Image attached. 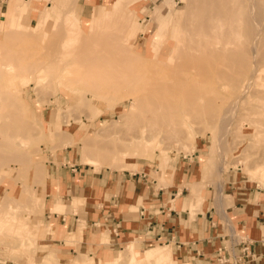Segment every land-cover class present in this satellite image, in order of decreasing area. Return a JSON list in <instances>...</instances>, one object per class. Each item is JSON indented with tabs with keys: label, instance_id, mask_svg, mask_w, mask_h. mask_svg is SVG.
I'll return each instance as SVG.
<instances>
[{
	"label": "rangeland",
	"instance_id": "1",
	"mask_svg": "<svg viewBox=\"0 0 264 264\" xmlns=\"http://www.w3.org/2000/svg\"><path fill=\"white\" fill-rule=\"evenodd\" d=\"M16 1L25 3L26 0ZM28 1L30 7L26 2L9 26L6 27L5 22L0 26V62L12 61L18 67L14 75L32 79L26 85L17 81L15 87L7 81L9 74L5 70L0 72V115L17 108L20 117L31 126V131L26 134L30 139L25 138L24 144L19 141L13 148L16 154L26 155L24 160H0V170L4 171L0 178L1 264H95L94 256L86 251L69 255V261L60 259L59 254L50 250L52 247L44 246L50 244L46 238L56 236L47 234L53 230L50 222L44 220L48 210L45 168L50 157L46 154L47 146L56 152L62 145L76 142L78 161L83 163L84 140L88 147L117 144L118 140L119 144H124L127 140L136 168L129 167L127 162L121 166L106 162L85 164L95 170L100 167L129 169L131 172L144 169L158 184L169 181L171 174L177 173V162L187 155L191 157V180L200 181L199 193L195 192L193 184L190 185L199 201L206 198L207 192L220 197L217 186L222 176L224 182L245 179L264 185V27L258 36L251 15L255 8L254 14L264 17V0L238 1L241 40L249 42L253 39L252 42H257L260 47L256 73L252 74L251 60L250 66L244 69L223 61L219 66L224 76H219L215 70L204 73L199 65L185 64L188 63L185 57H168L175 55L170 51L157 48L153 57L148 48L170 26H174L172 40L177 41L189 11L192 28L201 21L202 14L209 13L217 25L216 13L223 9L229 18L233 3L218 0L219 5L200 10L193 6L194 0H98L96 6L86 11L80 5L84 0ZM46 6L50 19L38 27ZM30 9L37 11L31 26L27 25L29 19L26 18ZM261 23L264 25V20ZM220 27L219 32L223 33L226 27ZM190 38L200 49L195 52L199 57L204 55L207 46L223 44L215 36L210 38L205 33L202 36L193 34ZM65 42L72 46L71 51L63 50ZM125 43H133L132 50L140 55L114 58V45ZM61 57L64 61L73 59L82 64L85 70H81L90 76H80L73 85L66 82L60 85L61 80H66L62 79V71L56 66L52 70L46 68L45 72L52 73L43 74L46 77L42 79V67ZM92 66H101V72L91 74ZM110 71L111 74L117 72L116 76ZM124 71L128 74L117 83L118 75L120 77ZM178 80L190 83V90L179 85ZM250 80L252 86L243 92L241 84ZM3 119L0 117V128ZM72 121L80 122L82 130L65 131L75 127ZM144 127L148 131L147 137L155 136V139L142 145L136 136ZM103 131L106 135H100ZM0 134L3 136L1 129ZM61 134L64 135L59 139ZM138 143L139 146L135 145ZM203 168L207 173H202ZM57 208L55 206V210L61 211ZM81 225L79 222L76 230L68 233L67 241L81 237ZM124 244L115 255L110 250H107L108 254L104 252L107 255L100 253L102 264L106 261L110 264L116 261L117 264H175L174 254H170L171 262L166 260L169 258L167 252L156 257L157 260L148 254L154 247L144 249L133 238L126 247ZM80 254L82 258L78 259L88 262L78 260L76 257Z\"/></svg>",
	"mask_w": 264,
	"mask_h": 264
},
{
	"label": "crops",
	"instance_id": "2",
	"mask_svg": "<svg viewBox=\"0 0 264 264\" xmlns=\"http://www.w3.org/2000/svg\"><path fill=\"white\" fill-rule=\"evenodd\" d=\"M97 2L84 0L80 5L88 11ZM9 7L7 0H0V26ZM47 7L38 27L50 19L45 15ZM35 14L36 9L27 12V25L31 26ZM78 123L72 121L75 127L64 130H82ZM75 143L64 144L56 152L46 147L50 158L45 168L48 210L44 220L53 230L47 234L56 236L46 238L50 244L44 246L52 247L60 259L70 261L69 255L86 251L95 264H102L100 252L110 250L115 255L133 238L144 249L170 246L175 264H264V185L221 179L220 197L207 192L199 201L190 185L199 193L200 181L191 180L187 155L177 162V173L158 184L144 169L95 170L78 161ZM203 172L207 173L204 168ZM79 222L81 237L67 241Z\"/></svg>",
	"mask_w": 264,
	"mask_h": 264
},
{
	"label": "bare ground",
	"instance_id": "3",
	"mask_svg": "<svg viewBox=\"0 0 264 264\" xmlns=\"http://www.w3.org/2000/svg\"><path fill=\"white\" fill-rule=\"evenodd\" d=\"M225 1L228 3H233V5L230 6L231 13L229 15L230 16L229 18H228V15L225 14L224 11H222L223 9L220 12L216 11L217 12V13L215 12L216 16H217L216 17L217 25H216L215 23H213L214 18H212L213 17L212 13H209L211 10L208 12L209 14H207V15L202 14V18L200 17L201 13L199 12L198 15L201 18V21L199 19L200 22L195 23L196 25H194L192 28V24L190 22V14L191 13L189 11V14L186 17V20L184 21L183 25L180 27V30L178 32L177 41L173 42V40H172L174 26H170L169 28H167L166 32L163 35H161L157 39V41H155L153 44H151V46L148 48L150 55H152L153 57L156 56L158 49L160 51L162 49V51H164V52L170 51V52L174 53L175 55L170 54V55H168V57H172L173 59H176V58L182 59L185 57L188 59V63L186 62L185 64L190 65L192 63L195 65H199L204 70V73H206V72L209 73L210 71L215 70L220 74L219 76L225 75V73L221 70V67L219 66V64L221 62L228 61L230 64L235 65V66H239L242 69H244L245 67H247L250 64L249 60H251V63L253 62V66H254V67H252V74L254 75L257 71V69H256L257 68V58H258L259 53H260V47L257 45L258 44L257 42H254V41L252 42L253 39L252 40L250 39L249 42H243L241 40V36H243V35H241V20L238 17L239 14L241 13V10L239 8L240 4L238 2L239 0H225ZM26 2H27V0L25 1V3ZM25 3H18L16 0L10 1V3H9L10 7L4 16L6 27L9 26L12 21H14L16 15L18 14V12L21 10V7ZM192 3H193V6L195 5L196 7L200 8V10L201 9L202 10L207 9V7H209V6L219 5L218 0H194ZM189 8H190V4H189ZM214 11H215V9H214ZM254 13H255V8L252 10L251 15H252V19L254 21V24L256 25V27L254 26V28L256 29V33L258 36H260V34L263 33L261 31V29H263L264 25L261 22L264 20V17L257 16V14L255 15ZM45 15L47 16L46 13H45ZM191 18H192V16H191ZM212 19H213V21H212ZM219 26H221L220 28L226 27L225 31L223 33L219 32ZM204 33L207 35V37H210V38L215 36L217 38V41L219 43H223V44L220 46H216V47H208L207 46L205 48L204 55L199 57V54L197 55V54H195V52L199 51L200 49L198 47L194 46L195 42H192L190 37L193 34L196 36H200V35L202 36ZM258 36H256V37L258 38ZM193 37H195V36H193ZM257 38L255 41H257ZM169 40H172V42L171 41L169 42ZM194 41H196V40H194ZM196 42L199 43L198 41H196ZM201 43H203V42H201ZM205 44L203 43V45H205ZM132 45H133V43L114 45V47H113L115 49V53H113L114 58L126 59V58L133 56V55H136V56H138V54L140 55V53L135 52V50H132L133 49ZM70 48L73 49L71 45L66 44V42H65V45L63 46V50L65 49L67 51L69 49V51H71ZM108 51H110V50H108ZM63 56H65V55H62V57ZM62 57L57 61H52L50 63H46L42 67V69H41L42 75H40L42 79L46 77V76H43V74L48 76V74L52 73L51 71L48 72V70L45 72L46 68H50L52 70L56 66L58 67L57 68L58 70L61 69V71H62V79L66 80V81L61 80L60 85H63L65 82L73 85L79 81L80 76L83 75V77H84V75H86V74L88 75V73H85V71H84L85 69H84V66H82V64L75 62L73 59H68V60L64 61L62 59ZM165 57H166V55H165ZM68 58H70V57L68 56ZM78 58H80V56ZM15 68H18V67H16L12 61H1L0 62V72H1V70H5L7 72V74H9V76H7V78H8L7 81L9 83V85L16 87L17 81H20L21 82L20 84H25V85L29 84L32 81V79L29 77L21 76V75H20L21 77H18L16 75H14ZM82 68L84 69L83 70L84 72L81 70ZM90 69H92V71H90V73L92 74L94 72L100 73L101 71L99 69H102V68H101V66H96V67L92 66ZM93 69H95V70H93ZM111 72L112 71H110V74H111ZM116 73L117 72H114L115 76H116ZM114 74H111V75L113 76ZM127 74H128V71H124L120 77L118 75L117 83L121 82ZM237 74L240 75L241 72L238 71ZM88 76H90V74ZM82 80L80 79L81 82H82ZM239 80H240V78H239ZM233 81H235V75H233ZM177 82L179 85L187 87V89L190 90V85H191L190 83L188 85L185 80H182V81L178 80ZM252 83H253L252 80H250L247 83L245 82L244 84H241V86H242L241 88H243V90H244L243 92L248 91L250 89V87L252 86ZM16 91H18V90L16 89ZM1 96H2V94H1ZM135 103H136V101H135ZM236 108H237V105H235V109ZM0 117L4 118L3 122H2V126L0 128L1 132L3 133V136L0 137V160L5 159L7 161L13 162L15 159H20V161H23L26 155L16 154L15 152H13V148H15V145L19 141H22L21 144L25 143L24 139L25 138L28 139L26 137V134L31 131V126L28 124L27 121H25L24 119H22V117H20V114L17 111V108L9 110L7 112V114L0 115ZM154 119L157 121L156 118H154ZM105 131L100 132V135L101 134L106 135ZM147 132L148 131H147L146 127H144L142 133L140 135L136 136V138H139L141 140L142 145L151 143L152 140L154 142L155 136L152 138L147 137ZM119 139L125 140L124 137H119ZM28 140L27 141L25 140V141L28 143ZM125 141H126V143H124V144H122V143L119 144L118 143L119 140H118L117 144L116 143L115 144L104 143V144H102V145L100 144L98 146H95L93 144L90 146L91 147L90 148L87 146L86 140H84L82 143L83 144L82 161H83V163H87V164H92V163L94 164L96 162L97 163L106 162L111 166H121L127 162L126 164L129 167H135L136 168L137 163L135 161V158L133 157V155H130L129 150H128V146L130 144L127 143V140H125ZM135 145L139 146L140 143L135 144ZM221 170H223V169H221ZM221 173L223 174V172H221ZM3 174H4V171L0 170V178ZM13 188H11L12 191H14ZM152 250H153L152 252L148 253V254H150V256L152 255V258L153 257L160 258L162 253L167 252L166 254H168L169 258L166 260H169V262H171L170 254L173 255V253H172V250L170 247L169 248L167 246L158 247V248L154 247ZM104 252L105 251H103V253L102 252H100V253L105 255L106 253H104ZM107 254H108V252H107ZM49 255H51V254H49ZM154 255H156V256H154ZM79 256L76 258L81 259L82 258L81 254ZM148 257H147V259H148ZM50 258H52V257H50ZM80 259H78V260H80ZM82 260H84V259H82ZM82 260H80V261H82ZM143 260H144V258H143ZM84 261H86V260H84ZM144 261H146V260H144ZM86 262H88V261H86ZM106 262H108V263H106ZM106 262L105 263L103 262V263L104 264H110L109 263L110 261H106ZM116 262L113 264H117ZM118 264H121V263L118 262Z\"/></svg>",
	"mask_w": 264,
	"mask_h": 264
}]
</instances>
